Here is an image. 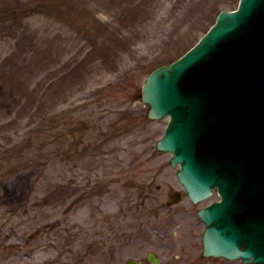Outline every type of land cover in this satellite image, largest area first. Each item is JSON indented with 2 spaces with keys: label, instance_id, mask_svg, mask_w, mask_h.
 <instances>
[{
  "label": "rangeland",
  "instance_id": "374dc122",
  "mask_svg": "<svg viewBox=\"0 0 264 264\" xmlns=\"http://www.w3.org/2000/svg\"><path fill=\"white\" fill-rule=\"evenodd\" d=\"M237 2L0 0V264H122L173 231L198 254L217 197L191 205L138 96Z\"/></svg>",
  "mask_w": 264,
  "mask_h": 264
},
{
  "label": "water",
  "instance_id": "95a60500",
  "mask_svg": "<svg viewBox=\"0 0 264 264\" xmlns=\"http://www.w3.org/2000/svg\"><path fill=\"white\" fill-rule=\"evenodd\" d=\"M142 98L149 118L170 117L156 148L180 164L189 198L221 197L198 212L204 255L264 264V0L222 11L192 51L149 75Z\"/></svg>",
  "mask_w": 264,
  "mask_h": 264
},
{
  "label": "flooded vegetation",
  "instance_id": "af4514ba",
  "mask_svg": "<svg viewBox=\"0 0 264 264\" xmlns=\"http://www.w3.org/2000/svg\"><path fill=\"white\" fill-rule=\"evenodd\" d=\"M129 216L127 212L119 214V217L114 221L113 227L116 232L119 230L127 234L129 237H139L141 239L142 234L144 233L141 225H135V223L129 222ZM123 222V225H119L117 222ZM156 248L154 251L153 257L149 259L148 255L144 257L129 256L126 257L122 264H126V260L129 258H134L137 264H214L213 261L218 259L213 258H203L195 253L194 244L186 243L184 246L182 241L178 239V233L176 231L172 232L170 238H168L165 232H162L159 236L156 237ZM162 249L163 253H160L159 250ZM193 249V250H192ZM180 255H176V251ZM194 252V255L192 253ZM173 253V254H172ZM183 254V255H182ZM221 261L220 260V264Z\"/></svg>",
  "mask_w": 264,
  "mask_h": 264
}]
</instances>
